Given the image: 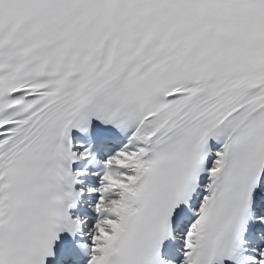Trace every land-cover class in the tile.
<instances>
[{"label":"snow or ice","instance_id":"6c2138e0","mask_svg":"<svg viewBox=\"0 0 264 264\" xmlns=\"http://www.w3.org/2000/svg\"><path fill=\"white\" fill-rule=\"evenodd\" d=\"M0 264H264V0H0Z\"/></svg>","mask_w":264,"mask_h":264}]
</instances>
